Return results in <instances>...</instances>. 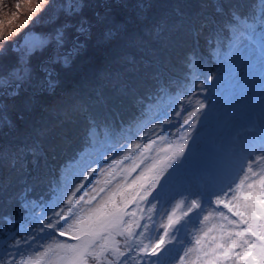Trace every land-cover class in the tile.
<instances>
[{
    "label": "snow or ice",
    "instance_id": "6c2138e0",
    "mask_svg": "<svg viewBox=\"0 0 264 264\" xmlns=\"http://www.w3.org/2000/svg\"><path fill=\"white\" fill-rule=\"evenodd\" d=\"M84 7V0H0V57L15 55L0 73L5 126H13L6 101L29 88L54 90L57 67H67L95 30L150 57L142 69L126 57L133 75L117 73L112 95L98 88L94 100L73 104L85 119L81 147L47 195L26 186L14 215L0 218V264H264V0L216 4L211 15L177 9L171 23L150 29L137 26L146 3L131 6L132 19L117 18L107 0L94 20ZM46 14L53 29L36 34ZM60 15L69 19L57 25ZM184 36L193 50L181 76L169 77L161 55ZM241 69L259 73V119L254 106L218 111L219 94ZM27 153L35 157L37 147Z\"/></svg>",
    "mask_w": 264,
    "mask_h": 264
},
{
    "label": "trees",
    "instance_id": "16d2710c",
    "mask_svg": "<svg viewBox=\"0 0 264 264\" xmlns=\"http://www.w3.org/2000/svg\"><path fill=\"white\" fill-rule=\"evenodd\" d=\"M144 2L149 5L145 13L147 19L141 18L142 22L137 26L150 29L154 24L165 21L171 23L177 9L186 13L204 11L206 15H211L216 4H248L252 0H144ZM201 5H209V7L202 9ZM132 13L130 10L129 16H132ZM144 38L151 39L147 35ZM100 39H97L95 48L97 54L88 66L78 61L74 62L72 59L69 71H66L67 74L60 80L59 92L53 98L58 103H49L39 111L36 117L39 118L35 123L37 127L34 126L27 130L30 132L29 136H18V140L5 143V148L0 150V218L5 215H14L18 207L17 196L26 186L34 189L33 196L47 195L50 182H54L57 171L62 167L61 156H58L57 151L54 154L47 152L55 136L64 138V144L69 141L70 147L80 149L85 130V119L82 114L72 110L76 100L81 97L85 99L90 97L94 100L95 91L98 88H103L106 96L112 95L117 73L123 74L125 78L133 75L127 70L130 66L126 63V57H134L141 69L143 67L141 59L150 58L145 52L127 46L123 41L109 43ZM155 47L159 52V46ZM191 50H193L191 41L187 36L174 40L161 55L162 60L167 62L161 64L164 73L169 77L181 76L183 68L181 61ZM199 52L208 54L203 41L200 43ZM48 126L52 129L53 136L47 135ZM14 139L17 138L14 137ZM21 141L24 143L22 147L18 145ZM33 146L37 147L35 157L27 153V149ZM21 149L24 151L21 152ZM20 156L22 159L16 167H12L13 159ZM27 159L28 163H26Z\"/></svg>",
    "mask_w": 264,
    "mask_h": 264
},
{
    "label": "rangeland",
    "instance_id": "374dc122",
    "mask_svg": "<svg viewBox=\"0 0 264 264\" xmlns=\"http://www.w3.org/2000/svg\"><path fill=\"white\" fill-rule=\"evenodd\" d=\"M9 5L14 3L15 0H5ZM62 0H54L56 5H59ZM105 0H84L85 7L83 9V16L88 18L89 20H94V16L96 12H103V9L99 7L100 4L104 3ZM108 3L115 5L116 7L112 9L114 15L120 19H132V16H129V11H134L133 7L135 4L139 2H144V0H107ZM47 15H45L44 21L38 23L34 26V31L36 34L48 33L53 29L52 24H48ZM147 16V14H145ZM23 20V17L21 18ZM69 19L63 15H60L56 21V24H62L65 20ZM73 22L77 18H71ZM30 27H33L31 22ZM27 31V30H24ZM101 38L103 40L102 34L99 30H95L89 39L87 46L84 50L77 56H75L74 62L78 61L80 64L91 63L92 58L97 54V39ZM192 52V50H191ZM203 55V54H202ZM206 59H210L207 55L204 56ZM40 61L38 59L34 60L35 64H38ZM15 64V55L11 52L5 57H0V73L9 71ZM79 64V65H80ZM71 63L67 67L59 66L57 67L58 72V84L52 91H34L33 88H29L25 94H23L20 98L15 100L9 99L6 101L8 104L7 116L10 121L13 122L12 127L5 126L3 122H0V150L5 148V143L15 142L14 140H18V136H29L30 132L28 129L32 127H37L35 124L36 118L39 111L52 103H58L53 98L59 92L60 80L64 78L66 71H69ZM78 65V66H79ZM77 78V77H76ZM261 88H260V80L259 73L256 72L254 75L250 74L247 70L241 69L234 80L228 81L222 92L218 96V111L221 115H228L234 110H246L249 106H254L256 109V118L259 119V107H260V96ZM29 97L31 98V103L28 108L24 107V103L28 101ZM54 100V101H53ZM22 117V118H19ZM41 122V120H40ZM39 122V123H40ZM243 131V129H241ZM29 133V134H28ZM46 133L50 137V135H54L52 133V129L48 126L46 128ZM76 135V133H74ZM16 137L17 139H14ZM47 138V136L45 135ZM65 139L61 136H55L52 140L51 147L48 153H55L57 151L58 156H61L60 164L61 166L68 160V158L79 151L78 149L70 147L69 141L66 144L63 143ZM50 142V141H49ZM17 145V144H15ZM20 147L24 145L21 141L18 144ZM163 145L158 144L157 147H162ZM18 151V150H15ZM45 152V151H44ZM73 156V155H72ZM71 156V157H72ZM69 161V160H68ZM67 161V162H68ZM29 160L27 159L26 163ZM59 165V164H58ZM57 165V166H58ZM32 170V169H31ZM56 178H54L55 182ZM53 182V183H54ZM166 264H172L171 261H166Z\"/></svg>",
    "mask_w": 264,
    "mask_h": 264
}]
</instances>
